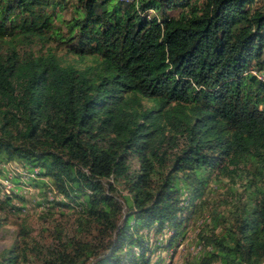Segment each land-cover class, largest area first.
<instances>
[{
    "label": "trees",
    "instance_id": "1",
    "mask_svg": "<svg viewBox=\"0 0 264 264\" xmlns=\"http://www.w3.org/2000/svg\"><path fill=\"white\" fill-rule=\"evenodd\" d=\"M252 71L264 74V0H0V165L33 174L50 233L22 225L0 264H162L151 256L185 238L212 182L227 208L211 206L183 264H264ZM14 199L0 204L17 213Z\"/></svg>",
    "mask_w": 264,
    "mask_h": 264
},
{
    "label": "rangeland",
    "instance_id": "2",
    "mask_svg": "<svg viewBox=\"0 0 264 264\" xmlns=\"http://www.w3.org/2000/svg\"><path fill=\"white\" fill-rule=\"evenodd\" d=\"M61 14L64 20L71 18L70 10H62ZM56 23H59V21H56ZM21 165V163L17 162H9L0 165L4 170L3 173H0V199L3 198L4 193L12 194L16 191L22 193L24 196L23 203H21L19 199H14L12 201L16 206H24L20 211H17V213L11 212L8 206L0 204V220H2V225L0 227V252L8 250L13 246L18 238V230L22 225L31 229L30 234L32 236L36 235L39 237V235H42V239L46 240L50 235L47 231L43 232L41 227L43 222L41 223L38 219L41 208L37 206V202L43 198V194L38 188L34 187L29 180L31 178L29 174L31 176H33V174L25 171ZM14 178H16L17 181H15ZM45 180L48 181L47 178H45ZM219 184L220 182H212L210 184V195L206 197V199H208L206 202H209V207L204 203L200 210L192 214V217L187 221V233L185 234V238L180 241L177 246L170 248L168 251H165L163 248L156 251L151 256L152 263H154L158 257L162 258V264H183L187 259L190 260L192 258L193 254L196 253L199 248L198 245L195 244L194 237L196 233L201 230L200 228L203 227L204 230L207 228L205 224L209 221L211 206H214L213 208L218 210H222L227 205L225 202L229 201L223 185L221 184L220 186ZM54 194L55 193L48 192V197L54 198ZM60 197L61 195L58 194L55 198L60 199ZM181 199H183V197ZM63 210L66 212V209ZM55 217H58V215ZM62 221L64 222V220ZM171 233L172 230L165 227L163 234L159 236L161 240L160 244H166L167 238ZM155 238V235L151 232L150 242H153Z\"/></svg>",
    "mask_w": 264,
    "mask_h": 264
},
{
    "label": "built area",
    "instance_id": "3",
    "mask_svg": "<svg viewBox=\"0 0 264 264\" xmlns=\"http://www.w3.org/2000/svg\"><path fill=\"white\" fill-rule=\"evenodd\" d=\"M125 1H128V0H125ZM129 1H131V0H129ZM254 74H256V72L255 71H252ZM257 75V77L259 78V79H263L264 80V74H256Z\"/></svg>",
    "mask_w": 264,
    "mask_h": 264
}]
</instances>
